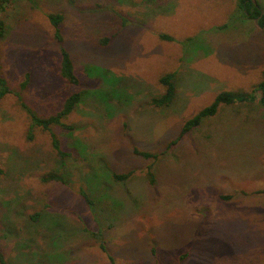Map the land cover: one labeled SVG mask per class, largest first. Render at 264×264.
Here are the masks:
<instances>
[{
    "label": "rangeland",
    "instance_id": "1",
    "mask_svg": "<svg viewBox=\"0 0 264 264\" xmlns=\"http://www.w3.org/2000/svg\"><path fill=\"white\" fill-rule=\"evenodd\" d=\"M234 10L235 0H32L6 7L0 65L11 90L29 73L23 99L41 117L59 111L74 91L89 92L64 120L70 131L53 127L70 153L63 160L47 132L34 129L28 140L30 121L14 95L0 102V252L8 264H264V110L221 106L168 147L216 94L250 91L260 81L263 30L250 19L218 29ZM51 13L63 16L78 88L59 75ZM167 73L175 74L176 96L158 108L151 100L164 93L159 79ZM134 148L158 154L157 161ZM129 170L124 182L111 177ZM47 172L67 183H42Z\"/></svg>",
    "mask_w": 264,
    "mask_h": 264
},
{
    "label": "trees",
    "instance_id": "2",
    "mask_svg": "<svg viewBox=\"0 0 264 264\" xmlns=\"http://www.w3.org/2000/svg\"><path fill=\"white\" fill-rule=\"evenodd\" d=\"M20 1L31 2L32 0H0V41L4 39L6 36V27L1 17V13L6 9V7L12 6ZM47 17L54 29L53 31L54 39L58 43V47H59V55H60L59 75L64 81L67 82L68 85L78 88L80 87V80L78 79L75 73V67L70 51L68 48L65 47L63 43L64 38L62 37V30H61L63 16L58 13L56 14L51 13L48 14ZM234 19L236 21L243 19H250L254 21V19H258L259 28L264 27V13L261 5L258 3L257 0H235V10L233 14L228 19V22H226L223 26L219 27L218 29L223 30L228 28L229 25L234 21ZM159 39L166 42H175L174 38L167 34H160ZM191 41L192 38H188L185 40V42L182 45L185 46L186 43H189ZM108 42H109V38L100 41L99 44L104 45ZM174 76H175L174 73H167L159 79L160 84L164 88V93L160 97L153 98L151 100V104L153 106L162 108L172 104L176 96ZM29 82H30V75L29 73H25L23 81L19 84V89L11 90L7 81L2 76L1 65H0V102L7 95H14L20 107L27 114L30 121L28 140H31L33 138L34 129H40L41 131L47 132L49 134L52 150L60 160L70 157V153L64 151L61 148V142L58 139V137L53 133V127H60L63 131H70L72 127L64 124V120L79 106L80 103L84 101L85 97H87V94L89 92L88 91L84 92L80 90L74 91L63 101L61 109L59 111L49 116L41 117L35 112V110L31 106L25 103L23 99L22 92L27 88ZM92 94L93 95L97 94L98 97L100 98L103 95V91L101 92L96 90V92H92ZM234 104H255L259 108L264 110V65L261 70L260 81L257 84H255L250 91H245V90L221 91L218 94H216V96L208 106L202 108L194 116L187 119L183 123L177 139L175 141L170 142L168 147L176 145L183 138L185 134L198 128L204 119L214 117L221 106H230ZM133 154L142 157L146 160L151 159L153 160V162L157 161L158 159V154L139 151L138 149L135 148L133 149ZM151 169H152V165H149L147 167L146 176L148 178L149 184L153 185L155 179L152 175ZM1 172L2 171L0 170V173ZM133 173L134 172L131 170L122 173L113 172L111 174V177L116 182H124L128 180L133 175ZM40 180L42 183L58 182L64 185L65 183H67L65 178H63L60 174L56 172H47L42 175ZM78 195L80 196L84 204H86L89 208L93 207V201L90 199V196L88 195V192L85 189L79 188ZM39 215H40L39 213H34L30 217L31 219L36 220L38 219ZM100 249L105 253L107 252L103 242L100 243ZM184 257H186L185 254L181 256L180 260L183 261ZM0 264H8L6 259L4 258V255L1 252H0Z\"/></svg>",
    "mask_w": 264,
    "mask_h": 264
},
{
    "label": "water",
    "instance_id": "3",
    "mask_svg": "<svg viewBox=\"0 0 264 264\" xmlns=\"http://www.w3.org/2000/svg\"><path fill=\"white\" fill-rule=\"evenodd\" d=\"M254 24L256 25V26H258L259 27V25H258V19H254ZM262 30H264V27L263 28H261Z\"/></svg>",
    "mask_w": 264,
    "mask_h": 264
},
{
    "label": "crops",
    "instance_id": "4",
    "mask_svg": "<svg viewBox=\"0 0 264 264\" xmlns=\"http://www.w3.org/2000/svg\"><path fill=\"white\" fill-rule=\"evenodd\" d=\"M258 1V0H257ZM260 5H262L261 0L258 1Z\"/></svg>",
    "mask_w": 264,
    "mask_h": 264
}]
</instances>
